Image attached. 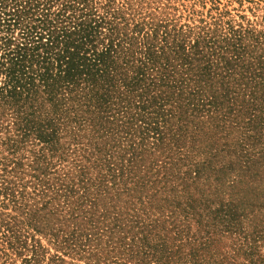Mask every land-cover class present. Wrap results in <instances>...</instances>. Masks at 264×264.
<instances>
[{"label":"rangeland","instance_id":"rangeland-1","mask_svg":"<svg viewBox=\"0 0 264 264\" xmlns=\"http://www.w3.org/2000/svg\"><path fill=\"white\" fill-rule=\"evenodd\" d=\"M112 3L121 26L127 28L124 32L138 40L148 36L152 56L167 64L152 77L166 78L176 70L183 84H193L190 79L200 78L202 68L210 65L211 78L196 99L229 92L233 101L221 97L224 104L214 114H208L211 105L193 116L180 112V124L192 125L185 142L157 150L154 143L164 125L151 124L157 133L137 122L135 146L147 158L139 169L132 168L127 154L124 159L111 158L112 166L118 165L115 173L98 171L74 153V145H67L62 157L50 156L42 163L46 175H41V183L29 168L33 151L42 153L40 146L29 142L15 157L1 145L0 169L7 170L9 189L0 193V264H264L263 200L256 202L254 217L250 209L243 214V206H250L241 198H255L254 192L240 194L248 185L236 184L232 194L246 150L255 160L257 177L252 184L264 179V70L242 74L236 67L235 77L222 78L240 58L264 62V0ZM182 81L168 83L180 86ZM253 88L260 95L258 105L247 101ZM186 89L182 101L190 96ZM157 102L163 111L171 109ZM233 102L238 104L235 111ZM205 113L204 129H194V116ZM13 168L21 177L9 176ZM215 174H224V182L219 183ZM96 205L98 222L92 219ZM226 210L232 216L241 213L236 223L224 218ZM103 211L107 216L99 217Z\"/></svg>","mask_w":264,"mask_h":264},{"label":"trees","instance_id":"trees-1","mask_svg":"<svg viewBox=\"0 0 264 264\" xmlns=\"http://www.w3.org/2000/svg\"><path fill=\"white\" fill-rule=\"evenodd\" d=\"M106 1L0 0V146L15 157L29 142L40 146L42 153L33 151L35 157L29 168L41 183L44 181L41 175H46L42 163L48 162L50 156L62 157L64 150L69 148L67 145H74V153L98 171L100 168L115 173L118 165L112 166L111 158L117 155L115 158L124 159L127 154L132 168L137 166L139 169L147 158L135 146L137 122L144 126L164 125L160 134L157 127H151L158 133L154 143L157 150L163 145L185 142L192 125L189 122L180 124L177 117L182 112L193 116L211 105L208 114H214L224 104L221 97L233 101L229 92L211 96L208 100L196 99L211 78L210 65L202 68L200 78L190 79L193 84H183L176 70L166 78L152 77L156 69L167 67V64L152 56L148 36L138 40L124 32L127 28L121 26L119 11L113 9L112 0ZM135 55H140V59H135ZM240 59L222 78L235 77L236 67L242 74L255 75L258 69L264 70V62ZM170 79L182 81V85H170ZM164 87L173 91L168 92ZM186 88H189L190 96L182 101ZM259 98L258 91L250 89L247 101L253 100L252 103L258 105ZM158 100L168 103L171 109L163 111ZM237 105L233 102L231 110L235 111ZM173 108L181 113L176 116ZM136 109L152 114L136 116ZM205 116L206 113L202 118L194 116L198 120L194 129H204L205 125L201 123H205ZM151 128L147 127V130ZM167 133L170 136H166ZM243 156L244 168L233 182L232 194H236V184L248 185L240 194L254 192L255 198H241V203L250 206H243V214L246 209L255 214L256 202L263 200L264 204V179L252 184L257 177L255 160L249 150ZM16 165L20 166V161ZM17 169L9 171V176L17 174ZM201 170L199 168L198 173ZM87 171L88 168L80 173L83 175ZM6 173V169H0L2 194L9 189V183L5 185ZM16 176L21 177V174ZM215 176L219 183L225 180L224 174ZM100 179H105L101 173ZM6 196L9 197V193ZM98 209L96 205L92 219L96 218ZM262 212L264 214V210ZM224 214V218L229 217L235 223L241 215L232 216L230 210ZM98 215L107 216L105 211Z\"/></svg>","mask_w":264,"mask_h":264}]
</instances>
